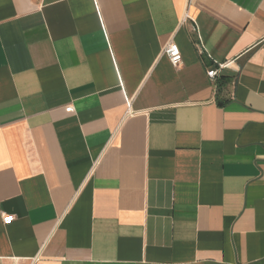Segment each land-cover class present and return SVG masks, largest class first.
<instances>
[{
    "label": "crops",
    "instance_id": "crops-1",
    "mask_svg": "<svg viewBox=\"0 0 264 264\" xmlns=\"http://www.w3.org/2000/svg\"><path fill=\"white\" fill-rule=\"evenodd\" d=\"M0 264H264V0H0Z\"/></svg>",
    "mask_w": 264,
    "mask_h": 264
},
{
    "label": "built area",
    "instance_id": "built-area-1",
    "mask_svg": "<svg viewBox=\"0 0 264 264\" xmlns=\"http://www.w3.org/2000/svg\"><path fill=\"white\" fill-rule=\"evenodd\" d=\"M187 14L185 18H187ZM164 53L169 57L170 61L175 67H179L183 61V56L181 50L177 43L174 41H169V43L164 47ZM228 63H219L218 67L213 68L208 71V76L214 81H217L221 71L227 67ZM14 215H4L3 220L5 224H10L14 221Z\"/></svg>",
    "mask_w": 264,
    "mask_h": 264
}]
</instances>
